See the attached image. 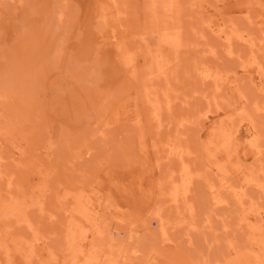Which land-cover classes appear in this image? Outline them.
I'll list each match as a JSON object with an SVG mask.
<instances>
[{
    "label": "rangeland",
    "instance_id": "rangeland-1",
    "mask_svg": "<svg viewBox=\"0 0 264 264\" xmlns=\"http://www.w3.org/2000/svg\"><path fill=\"white\" fill-rule=\"evenodd\" d=\"M152 1L0 0V264H264V0H179L167 78Z\"/></svg>",
    "mask_w": 264,
    "mask_h": 264
},
{
    "label": "bare ground",
    "instance_id": "bare-ground-1",
    "mask_svg": "<svg viewBox=\"0 0 264 264\" xmlns=\"http://www.w3.org/2000/svg\"><path fill=\"white\" fill-rule=\"evenodd\" d=\"M153 3H151V7L153 8V12H154V15H153V20H152V23L150 24L149 28H151L150 31L155 32V33H158L159 35H161L159 38V41H158V44L157 46L155 47V50L154 52L152 51V57H151V62H150V65H148V69H149V77H157L158 78H161V77H168L170 72V64L166 62V60H169L166 59L164 56H165V53H164V50L165 48L169 47L170 49H174L177 51L178 48L182 47V14H183V7L181 6L179 0H153L152 1ZM197 3V2H196ZM197 5V4H196ZM197 7V6H196ZM196 11V10H195ZM195 17V16H194ZM200 17V16H199ZM196 18V17H195ZM201 18V17H200ZM199 22L198 21V18H197V21L196 23ZM193 24L195 25V23L193 22ZM192 24V25H193ZM193 27V33L194 34H198L200 31L198 30V27L195 25V26H192ZM204 31V30H203ZM214 32H216L219 36H223L221 35V32H222V28H218V30H213ZM203 33V32H201ZM240 33V32H239ZM239 35V34H238ZM194 36V35H192ZM241 36V34L239 35V37ZM201 37V36H200ZM204 37V36H203ZM242 37V36H241ZM229 38V37H227ZM253 38H249V40L247 39V41H250L252 42ZM195 40V39H193ZM204 40V39H202ZM230 40V39H229ZM245 41V40H244ZM202 43V42H201ZM227 43H228V40H227ZM194 45V44H193ZM202 45V44H201ZM196 46V45H195ZM198 46V45H197ZM214 48V47H213ZM179 50V49H178ZM174 51V50H173ZM174 51V52H176ZM232 51V50H231ZM178 52V51H177ZM195 58V56L193 57ZM196 58H198V56H196ZM166 59V60H165ZM178 60V59H177ZM172 61V60H170ZM195 61V64H196V60H193L192 62L194 63ZM203 62V61H202ZM204 63V62H203ZM179 64V63H178ZM177 64V66H178ZM202 63H197L195 65V67H197L196 69H199L201 68L202 66ZM194 66V65H193ZM173 69V67H172ZM201 70V69H200ZM204 71V73L202 74V81H206L208 79H210L211 77H216L215 73L213 70H211V68H208V66H205V68L202 70ZM197 72V71H196ZM200 74V73H199ZM198 76V75H197ZM148 77V80H152ZM219 78V76H218ZM221 78V77H220ZM214 80V79H213ZM153 81V80H152ZM216 81V80H215ZM218 82V81H217ZM220 83V82H219ZM215 84V83H214ZM149 85L148 89H147V96L149 97V101H151V104H152V108L155 110V117L156 119L158 120V123L160 124L162 121H160V113H161V108H162V104L163 102L161 103V98H160V92L159 90L150 85V84H147ZM219 87V86H218ZM220 88V87H219ZM168 89L166 91H164V95H166L165 99H166V102H167V107L170 108V105L171 103L168 101ZM196 92V91H195ZM4 95V94H3ZM3 95H0V98L2 96L3 98ZM7 97V96H5ZM3 98L6 100V98ZM164 97V96H163ZM9 99V98H8ZM215 99V98H214ZM165 105V104H164ZM172 106V105H171ZM198 113V112H197ZM158 124V125H159ZM185 134V133H184ZM172 140V139H170ZM179 143V142H178ZM172 144V148H171V152H173V154L175 153V155H183L184 153H186V150L184 148L183 145L181 144H176L174 145ZM166 148H167V145H166ZM189 150V149H188ZM170 152V153H171ZM1 156V155H0ZM174 156V155H173ZM173 156H169L171 159H173L174 157ZM167 157V156H166ZM183 157V156H182ZM168 158V157H167ZM175 159V158H174ZM2 160V159H1ZM182 160V159H181ZM4 161V160H3ZM185 161H182V166H181V169H183L182 171H186L188 170V165H186L184 163ZM18 163V162H17ZM170 163V162H169ZM173 170V169H172ZM171 170V171H172ZM174 172L172 171L171 173V176H170V185H173L174 187L179 183H177L176 181V178H174ZM188 173V172H187ZM170 174V172H169ZM169 176V175H168ZM255 176V173L253 175V177ZM261 176V175H260ZM263 176V175H262ZM223 183V182H222ZM262 184V186L260 185V187H263L264 186V181H261L260 182ZM210 184V183H209ZM208 184V185H209ZM177 185V186H178ZM183 185V184H182ZM234 186V185H233ZM232 184H227L225 183V185L223 186V188H218L216 187L214 184H210L209 185V188L211 190V193L213 195V198H212V202L214 204V206H220L222 204H226L228 202V197L225 196V194L223 195V192L224 190H228L229 194H231V196L234 194V197H236V199H238V201L241 203L244 201V195H247L246 192H241L240 190L238 191L237 189H235V187H233ZM214 187H216V192L213 191ZM237 188V187H236ZM239 188V186H238ZM223 190V191H222ZM175 191V190H174ZM213 191V192H212ZM176 192H178V190H176ZM264 192V191H263ZM182 193V192H181ZM262 194V193H261ZM176 196V195H175ZM175 199V197H174ZM249 199V198H248ZM176 201V200H175ZM211 202V200H210ZM251 202V201H250ZM254 203V202H253ZM246 204V203H245ZM244 205V204H243ZM249 206L250 208L252 209L251 211L253 212V205L252 203L250 204L249 203ZM191 207V206H190ZM189 208V207H188ZM250 210V209H249ZM248 210V211H249ZM256 211H258V209H254ZM181 215V214H180ZM120 217V216H119ZM160 217V215H159ZM185 218V217H184ZM124 219H119V222H121V226L123 225L122 222H123ZM168 220V219H167ZM138 221V220H137ZM136 221V222H137ZM143 222V227L144 229L147 231V232H151V226H149L150 224L148 223V221H146L145 219L141 220ZM136 222L132 223V224H136ZM180 222V221H179ZM166 223V222H165ZM175 223V222H174ZM181 224L183 222H180ZM191 223V222H190ZM126 224V223H125ZM138 224V223H137ZM149 224V225H148ZM160 225L161 222H160ZM194 226V225H193ZM133 227V226H132ZM135 227V226H134ZM161 227V226H160ZM163 228H164V225H163ZM150 230V231H149ZM164 230V229H163ZM127 231V230H126ZM144 231V230H143ZM145 231V232H146ZM197 231V230H196ZM152 233V232H151ZM135 234V233H134ZM162 234V233H161ZM166 237V236H165ZM169 238V237H168ZM167 238V239H168ZM171 241V240H170ZM190 241V240H189ZM102 244V242H101ZM113 245H114V242H113ZM121 247V246H119ZM123 247V245H122ZM124 251L121 249V252ZM108 253H111L109 255H107V264H119L120 262L122 263L123 261V257L121 258L122 261L120 260V248H115L112 246V244H110V247H109V251ZM105 263V262H104Z\"/></svg>",
    "mask_w": 264,
    "mask_h": 264
}]
</instances>
